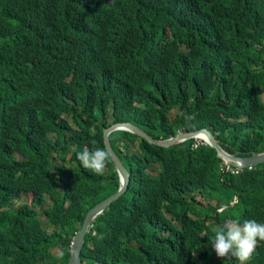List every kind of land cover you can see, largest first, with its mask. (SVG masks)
I'll use <instances>...</instances> for the list:
<instances>
[{
	"label": "trees",
	"instance_id": "1",
	"mask_svg": "<svg viewBox=\"0 0 264 264\" xmlns=\"http://www.w3.org/2000/svg\"><path fill=\"white\" fill-rule=\"evenodd\" d=\"M118 119L264 148V0H0V264H68L84 210L117 184L110 158L96 175L77 153ZM107 138L128 180L85 230L83 264H239L211 243L226 220L264 223V160L221 171L192 137Z\"/></svg>",
	"mask_w": 264,
	"mask_h": 264
},
{
	"label": "water",
	"instance_id": "2",
	"mask_svg": "<svg viewBox=\"0 0 264 264\" xmlns=\"http://www.w3.org/2000/svg\"><path fill=\"white\" fill-rule=\"evenodd\" d=\"M116 128L131 131L137 134L138 136L143 137L148 142H152L154 144L163 145V146L173 142H177L187 137L197 136L201 138L209 146H211L214 149V154L221 158L222 160L221 171L227 169L230 163L242 166L264 160V148L251 152L249 154L231 153L226 149H224L215 139L212 132L204 126L186 129V130L178 129L174 133L166 135L164 137H154L149 133H147L140 126H138L137 124L133 123L128 119H118L109 122L108 124L101 127V141L103 144V148L107 149L111 153L110 160L116 173V181H117L116 188L113 191L101 197L100 199L93 202L90 206H88L84 210L81 220L78 226L76 227V229L74 230L71 239L69 241L68 254H67L68 264H83L79 257V249L81 246L84 232L89 226L91 219L106 204H108L110 200H112L120 192H122L126 186L128 180V171L121 162L116 152L112 149L107 138V132ZM231 201L232 199L222 203L219 207L223 206L224 204H228ZM87 264H108V263L105 262L104 260L92 259Z\"/></svg>",
	"mask_w": 264,
	"mask_h": 264
},
{
	"label": "clouds",
	"instance_id": "3",
	"mask_svg": "<svg viewBox=\"0 0 264 264\" xmlns=\"http://www.w3.org/2000/svg\"><path fill=\"white\" fill-rule=\"evenodd\" d=\"M192 138L198 139L199 142L203 141L197 136ZM110 156V151L105 148L92 150L85 148L82 152L77 153L76 158L84 169H88L96 175H102ZM261 241H264V223L245 220L241 224L238 220H226L215 231L211 247L220 259L234 257L239 264H247L255 253L258 242Z\"/></svg>",
	"mask_w": 264,
	"mask_h": 264
},
{
	"label": "rangeland",
	"instance_id": "4",
	"mask_svg": "<svg viewBox=\"0 0 264 264\" xmlns=\"http://www.w3.org/2000/svg\"><path fill=\"white\" fill-rule=\"evenodd\" d=\"M173 111H174V108L170 109V113H172ZM170 113H169V114H170ZM134 146H135V145H134ZM195 198L201 200V202H204L205 200H207L206 197H205L204 195H200V194L195 195ZM45 200H47V199H45ZM209 201L212 202L213 199H210ZM48 202H49V201L47 200L46 203H48ZM36 208H37V207H36ZM218 208H219V207H218ZM218 208H217V209H218ZM53 250H55V249H53Z\"/></svg>",
	"mask_w": 264,
	"mask_h": 264
},
{
	"label": "built area",
	"instance_id": "5",
	"mask_svg": "<svg viewBox=\"0 0 264 264\" xmlns=\"http://www.w3.org/2000/svg\"><path fill=\"white\" fill-rule=\"evenodd\" d=\"M199 140L198 139H193L191 145H195ZM231 171H237L238 169H240V166L238 165H232L229 168Z\"/></svg>",
	"mask_w": 264,
	"mask_h": 264
}]
</instances>
